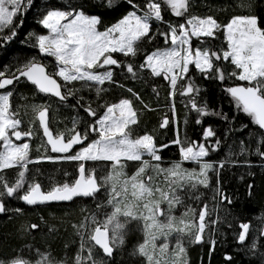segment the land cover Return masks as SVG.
I'll list each match as a JSON object with an SVG mask.
<instances>
[{
	"label": "snow or ice",
	"instance_id": "1",
	"mask_svg": "<svg viewBox=\"0 0 264 264\" xmlns=\"http://www.w3.org/2000/svg\"><path fill=\"white\" fill-rule=\"evenodd\" d=\"M34 2L0 0V49H6L18 36L23 19L16 24L15 18L23 16ZM122 2L127 3L130 10L103 31L98 30L101 17L89 14L84 3H68L66 8L46 7L37 22L47 30V34L32 31L26 34V39L34 38L35 43L31 47L38 49L42 56L54 58V61L45 64L31 57L14 70H8V74L0 71V90H4L0 91V214L9 211L5 198L15 197L32 206L71 202L78 197L96 198L103 192V202H98L96 210L80 225L74 226L80 244L73 264H107L125 244L133 224L143 234V241L133 248L131 255L142 258L144 264H188L185 237L190 243H200L205 230L220 219H209L217 207L225 202L232 204L220 185L222 170L229 164L241 166L235 156L251 155L264 160V26H261L258 14L233 16L224 25L211 15H189L190 0ZM99 6L111 10L120 4L117 0H99ZM245 7L251 11L259 5L249 0ZM165 13L185 18L184 22L167 20ZM221 32L226 50L223 43L218 49L212 44L213 40L219 39ZM160 38H163L165 46H157L151 51L143 47L145 42L151 44ZM113 54H122L126 59L120 61ZM141 54L143 59L138 62L136 58ZM223 62H229L232 70L228 71ZM190 65H194L205 79L246 82L226 86L223 91L230 96L236 111L248 116L260 132H249L251 139L247 143L242 139L238 152H233L230 147L226 158L220 161L205 159L210 152L219 151L221 147V138L208 125L203 128L199 142L186 135L181 139L177 129L176 139L171 143L178 147L180 160L170 167H161L160 152L169 145H157L155 137L148 133L133 135L138 125V112L131 99L121 98L116 103L104 101L92 107L91 101L85 104V98L79 95L87 91L94 93L96 100L100 101L109 87L119 84L117 71L135 79L141 78L146 71L148 77H162L168 82L171 101L177 96L185 99V107L194 114L196 125H201L203 118L209 116L233 123L235 117L230 120L226 113L210 110L207 102L202 100L201 88L190 75ZM22 78L35 86L38 93L55 98L60 106L68 104L71 98L75 102L69 106L77 111L83 109L85 120L77 115L72 118L70 129L54 134L50 127L51 104H34L31 106L33 117L27 122L28 130L22 131L24 121L10 102L15 85ZM9 86H13L12 90H8ZM119 87L124 85L119 84ZM126 90L135 99H140L133 89ZM153 92H157L156 88ZM171 108L174 119V102ZM173 119L166 115L160 127L169 126ZM247 128L248 125L240 129L229 127L225 136ZM37 133H42L40 139L45 152L50 146V153L56 155L31 159L30 144L14 142ZM44 160L78 162L77 175L62 183L50 180L49 190L45 191L41 183L28 179L30 165ZM87 162H96L101 167L87 168ZM184 162L195 163L198 169L188 170L182 166ZM129 164L139 165L131 175L125 171ZM243 164L252 166L248 160ZM8 170H15L11 182L6 175ZM102 171L106 174L98 175ZM149 172L163 174L166 186L155 184ZM210 173L215 175V187ZM63 175L70 176L68 172ZM200 187L212 191L211 200L216 207L210 209L208 203H203L197 212L196 208L186 206L183 215L177 218L174 210L185 205L181 192ZM252 187L248 185L249 190ZM193 199L200 201L201 196L194 194ZM20 211L14 210L16 213ZM189 216L191 219H185ZM30 227L39 229L37 224ZM238 227L240 231L236 239L243 245L249 239L250 224L241 222ZM260 237H264V229L260 230L258 239ZM170 239L174 240L171 246ZM215 243V240L210 241V251H214ZM250 247L255 250L257 241L253 240ZM97 249L103 259L95 257ZM34 254L37 256L34 262L18 255L7 264H66V261L54 262L50 253H42L38 249ZM225 259L230 261L232 257L226 255ZM0 264H5V261L0 260Z\"/></svg>",
	"mask_w": 264,
	"mask_h": 264
},
{
	"label": "trees",
	"instance_id": "2",
	"mask_svg": "<svg viewBox=\"0 0 264 264\" xmlns=\"http://www.w3.org/2000/svg\"><path fill=\"white\" fill-rule=\"evenodd\" d=\"M143 2V0H137ZM68 3L77 4L84 3L85 10L89 14H98L102 23L98 26V30L113 25L130 10L127 3L117 0L120 7L114 9H106L99 6V0H35L31 9L26 11L23 16H17L15 23L19 24L23 19V25L19 28L18 36L8 45L6 49H0V71L14 70L20 64L25 63L29 58L36 57L40 62L49 64L54 58L42 56L38 53V49L31 47L35 43V39H26V34L36 32L44 34L47 32L38 20L42 18L46 7L66 8ZM249 0H190L189 15H198L205 17L213 16L221 25L226 24L233 16L258 14L261 18V26H264V0H254L259 7H254L249 11L245 5ZM165 19L178 20L184 22L185 18H175L165 13ZM195 43V41H194ZM223 43L224 49L227 48L221 32L219 39L213 40L212 44L216 49ZM157 46H165L163 38L149 44L145 42L143 47L148 50H154ZM215 50V49H214ZM114 58L123 61L126 58L122 54H113ZM137 61L143 59V54L138 56ZM214 63H218L215 62ZM228 71L232 70L229 62H223ZM51 70V69H49ZM190 75L195 78V83L201 88V97L206 101L210 110H218L226 113L230 120L235 117L233 123H226L216 117L209 116L203 118L201 125L194 123L195 116L190 114L188 108L185 107V99L177 96L174 101L169 99L170 87L168 82L161 78H152L147 76L145 71L141 78H131L128 74L117 71L116 79L119 84L124 85L123 88L119 84L115 87H109L100 101L96 100L95 94L87 91L79 93L83 96L84 103L92 102V107H96L97 103L108 101L115 103L121 98H128L133 101V106L138 112V125L135 126L133 135L151 134L155 137L157 145L168 144L169 147L161 150L162 162L169 163L180 160L178 147L171 142L176 139L177 129L180 138L186 135L191 140L200 141L202 130L204 127L211 125L217 133V137L221 138V147L219 151L210 152L209 161H220L225 159L231 147L233 152L239 151V142L243 139L247 143L251 139L249 132L259 133L258 126H253L248 116L242 112H237L230 96L223 91L226 86H233L238 82L235 80H210L203 78L194 65H190ZM59 82L62 81L57 78ZM79 87V84L75 85ZM106 87H108L106 85ZM13 86H9L8 90H12ZM131 88L140 97L135 99L126 89ZM156 88L157 92H153ZM3 91V90H0ZM158 93V95H157ZM10 102L14 110L18 109L20 118L24 123L21 130H28V121L33 117L31 106L51 104L50 110V127L56 132H65L66 129L72 127V118L79 115L81 120H85L83 109L77 111L70 107L73 101L71 98L68 104L60 106L55 102V98L47 97L45 94L38 93L35 86L25 79H21L19 84L15 85V91ZM175 104V117L172 116L171 104ZM147 106V107H145ZM26 113V114H25ZM102 114V110L101 113ZM173 119V122L161 128L162 119L165 116ZM91 119V118H87ZM248 125V128L236 134L225 136L229 127L240 129L241 126ZM34 134L33 137L27 138L30 144V156L33 159L51 154L45 152L40 135ZM213 141L215 137L212 138ZM235 160L241 166H233L229 164L222 170L220 176V185L223 192L231 198L232 204L226 202L217 207V211L213 213L210 219L220 217L217 224L210 225L205 230V237L200 243H190L185 239L184 245L187 250L188 264H264V237H259L261 229H264V160L256 156H235ZM245 160L251 161L252 166L248 167L243 164ZM138 164H129L127 170H134ZM87 168L101 167L96 162H87ZM78 162L66 160L47 161L30 165V173L28 179H35L41 183L42 189L47 191L50 187V180L62 183L65 179L71 181L77 175ZM15 170H8L6 175L9 182L14 178ZM64 172L70 174L69 177L63 175ZM251 173V175H249ZM106 172H98V175H105ZM212 186L215 187V175L210 173ZM253 187L249 190L248 185ZM200 195L201 200L196 201L193 195ZM213 193L208 189L200 187L198 190L189 189L186 193L182 191L184 201L189 202L194 207H199L203 203H208L210 209L216 207L212 203L211 197ZM105 193L101 192L96 198L78 197L71 202H51L29 206L23 201L13 198H5V204L9 211L0 214V260L8 261L18 255H22L33 262L37 259L34 250L38 249L42 253H50L54 262L66 261V264H73L74 257L79 249L80 239L77 234L76 227L80 225L86 216L96 210V204L103 202ZM190 200V201H189ZM15 209H21L19 213L14 212ZM241 222L250 224L249 239L241 245L236 239L240 231L238 225ZM32 224L39 225V229H31ZM231 225V227H229ZM143 234L139 231L135 224L131 226L125 238V244L119 248L113 260L107 261V264H144L142 258L131 255L133 248L142 240ZM215 240L214 251H210V241ZM257 241V248L251 249L252 241ZM97 259H103L99 249L94 253ZM231 256L230 261L225 257Z\"/></svg>",
	"mask_w": 264,
	"mask_h": 264
},
{
	"label": "rangeland",
	"instance_id": "3",
	"mask_svg": "<svg viewBox=\"0 0 264 264\" xmlns=\"http://www.w3.org/2000/svg\"><path fill=\"white\" fill-rule=\"evenodd\" d=\"M200 17H201V16H200ZM114 24H115V23H114ZM101 31H103V30H101ZM44 34H47V32H45ZM154 50H155V49H154ZM225 50H226V49H225ZM244 84H246V82H244ZM3 91H4V90H3ZM117 102H118V101H117ZM115 103H116V102H115ZM14 142H16V143L28 142V143H29V141H28L27 139H25V138H22L21 141H14ZM197 142H199V141H197ZM30 158L33 159L31 156H30ZM145 159H148V157H145ZM205 159H206V158H205ZM175 162H177V161H175ZM172 163H173V162L165 163V162H162V161H161V167H164V168L170 167ZM138 166H139V165H138ZM138 166H137V167H138ZM182 166H183L184 168L188 169V170H191V169H193V168H197V169H198V166H197L195 163H192V162H184ZM137 167H136V168H137ZM136 168H135L134 170H132V171L127 170V169H126L125 171L127 172L128 175H131V174L136 170ZM148 174H150V175H152V176L154 177V183H155V184H158V185H160L161 187H165V186H166V185H165V182H164L163 174L157 175L155 172H149ZM181 195H182V192H181ZM182 198H183V197H182ZM189 201H190V200H189ZM186 206H191V207H193V208H196V209H197V212L199 211L200 207H202V205H200L199 207H194L193 205H191L189 202H186V200H185V205H184V206H178V207L174 210L173 214H174L177 218H180V217L183 215ZM185 219H191V217L189 216V217H186ZM209 219H210V218H209ZM204 237H205V233L203 234V239H204ZM185 239L188 240V237H185ZM142 241H143V237H142V240H141L139 243H141ZM160 242H161V241H158L157 243H160ZM172 244H174V240H173V239H170V246H171ZM184 246H185V245H184Z\"/></svg>",
	"mask_w": 264,
	"mask_h": 264
},
{
	"label": "water",
	"instance_id": "4",
	"mask_svg": "<svg viewBox=\"0 0 264 264\" xmlns=\"http://www.w3.org/2000/svg\"><path fill=\"white\" fill-rule=\"evenodd\" d=\"M59 82V81H58ZM51 203V202H50Z\"/></svg>",
	"mask_w": 264,
	"mask_h": 264
}]
</instances>
